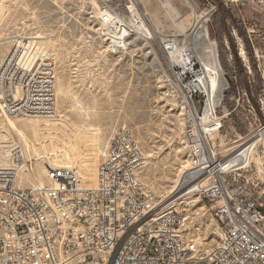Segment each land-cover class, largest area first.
<instances>
[{
  "label": "built area",
  "instance_id": "1",
  "mask_svg": "<svg viewBox=\"0 0 264 264\" xmlns=\"http://www.w3.org/2000/svg\"><path fill=\"white\" fill-rule=\"evenodd\" d=\"M101 1L98 21L111 53L127 50L131 31L152 38L137 26L138 15L130 26L107 0ZM251 1L264 8V0ZM128 2L134 16L136 0ZM253 31L248 29L254 48ZM241 42L239 37V54L251 75ZM54 45L52 37H17L0 65V119L55 116ZM255 56L259 61L257 49ZM218 66L227 91L219 60ZM216 77L215 90L221 81ZM196 83L192 80L189 95L184 93L186 143L196 164L164 196L143 188L139 173L145 158L126 126L110 139L91 187L81 184L75 169L44 163V180L21 188L20 175L37 177L40 159L22 142L0 138V264H264V85L257 96L252 91L257 104L239 87V117L248 126L230 144L224 118L238 107L223 113L220 106L211 108L210 95ZM206 89L211 93L210 82ZM229 128L236 131V124ZM257 134L262 141L251 143L248 151L241 148ZM186 190H196L200 200L209 198L208 211L219 226L212 248L186 231V217L177 209ZM158 211H165V220H158Z\"/></svg>",
  "mask_w": 264,
  "mask_h": 264
},
{
  "label": "rangeland",
  "instance_id": "2",
  "mask_svg": "<svg viewBox=\"0 0 264 264\" xmlns=\"http://www.w3.org/2000/svg\"><path fill=\"white\" fill-rule=\"evenodd\" d=\"M107 1L130 26L135 25V16L138 15L144 23L148 22L151 29L165 35L163 38L169 36L181 40L189 37L195 24L207 27L210 37L217 42L219 55L222 53L225 56L228 66V69L222 66L229 88L224 92L221 113L233 109L235 105L238 107L224 118L228 129L226 139L231 144L239 138V133L243 135L247 131L248 123L242 124L236 99L239 87H245L246 79L252 84L255 96L263 89L264 8L251 0H223L237 17L249 22L246 28L254 29L251 37L259 55L258 61L248 29L247 39L233 31V43L225 33L214 34L211 16L217 5L210 1L206 4L200 0H136L137 13L134 16H130L126 8L128 0ZM208 9H212L211 15L206 14ZM102 10L101 0H0V65L17 36L40 35L55 40V105L58 114V121L52 120L54 125L49 129L39 130L36 134L26 129L27 144L15 131L8 129H5L6 136L1 139L8 137L28 146L40 159L37 176H42L40 169L44 163L56 159L52 148H57L59 158L69 165L72 163L70 168L75 169L83 181L86 171L81 163H94L91 167L94 174L104 155L96 148L99 142L95 141L89 129L100 130V145L104 152L116 130L126 126L145 158L139 173L143 188L164 196L174 189L192 161L186 143L188 110H185L184 91L174 79L170 60L158 39H147L131 31L127 50L120 54L111 53L107 40L101 35L98 21ZM239 37L251 66V75L247 73L239 54ZM233 49L245 69L243 73L239 72ZM58 84L64 91L61 96L57 93ZM232 103L233 107L230 106ZM197 105L200 109L201 105ZM12 120L22 125H30L32 121L45 123V120L38 122L26 118ZM232 123L236 124V131L229 128ZM30 178L33 176L28 175L19 183L21 188L27 187ZM208 206L195 195L183 199L177 209L186 217V231L203 241L207 248H212L218 240L219 226Z\"/></svg>",
  "mask_w": 264,
  "mask_h": 264
},
{
  "label": "bare ground",
  "instance_id": "3",
  "mask_svg": "<svg viewBox=\"0 0 264 264\" xmlns=\"http://www.w3.org/2000/svg\"><path fill=\"white\" fill-rule=\"evenodd\" d=\"M143 20L140 24H137V26L139 25V27H141L142 30L145 33H148L152 38L158 39L159 43L161 44V46L164 49V52L168 58V61L170 60L169 62H170V66H171L172 71L177 76L180 83L183 84L181 87H182L184 93L189 95L188 87H190L189 85L191 84V81L194 80L197 82L196 84H198V87L200 88V90L202 92H208V94L210 95V98H211L210 99V101H211L210 106H211V108L220 106L223 102V99H224V95H225L224 92L226 91V83L223 81V79L221 77L222 72L220 71L219 66H218V60L220 62L218 45H217V42L210 37L208 28L205 26H202L201 23H197V24H195L193 29H191L192 30L191 33L190 34L187 33V34H189V37L188 36L185 38L183 37L184 39H181V40L174 37L173 39L167 40L166 44H163L164 43L163 42V40H164L163 36L161 34L157 33L156 31H154L153 29H151L148 25V22L145 21L146 23H144ZM120 22L122 24L123 20L117 18L116 23H120ZM147 28L149 29L150 32L148 31ZM13 37H11V39H13ZM17 37H20V36H17ZM38 37H42V36L38 35ZM217 74L219 75V79L221 81L218 83L219 85L215 90V87H216L215 82H217V77H216ZM208 82H210L212 85L211 93H209L210 91H208L206 89ZM57 91H58L57 93L59 96H61V94H63L62 92H64V91H63L61 84H58ZM188 103L190 106H196V103L191 102L190 100L188 101ZM186 116H187V123H188L189 111H187ZM57 117H58V114H57L56 105H55V116L53 118H37V119H35V120H38V122H39V120L40 121L42 120V122H43V120H45L44 124H42L41 122H40V124L34 123L32 121V123L30 125L29 124L22 125V124L16 123L14 120H12L11 117H7L5 119H0V138L6 136L5 134L7 132L5 133V129L6 130L8 129V130L15 131L20 136V138L26 142V129L27 130L29 129V132L36 134V133H38L39 130L40 131L42 129L46 130L48 127L52 126V124L54 125V123H51V121L52 120L54 121L55 119H57ZM57 121H58V119H57ZM54 129H55V127H54ZM54 129H52V130H54ZM89 131H90V133L94 134V136L96 138L95 141L98 140V142H99L98 144H96V148L100 152H102V154H104L105 151L103 152V148L100 145V139H101L100 130L99 129L95 130L93 128H90ZM46 133H48V131ZM259 136L260 135L257 134L249 143H244L241 148H245V151H248L251 143L254 144V143H258L259 141H262V138ZM26 144H27V142H26ZM56 149L52 148V151L54 152V154H56V156H55L56 159L54 161H50L49 164L52 166L70 167V165L72 163L69 165V163L61 160L59 158V155L57 154L58 150H56ZM37 150H38V148H37ZM44 150L47 151V149H44ZM188 150H189V147H188ZM189 154L192 158V161L190 160V166H194L196 164V157H195L193 152H189ZM97 156H96V158H97ZM94 162H95V159H94ZM85 163H86V161H85ZM81 164H82L81 165L82 168L86 171L85 177H84L83 181H81V184L85 185L87 187L95 186L96 185V176H97L96 174H97V172H95L94 174L91 173V167L94 163L92 165L83 164V163H81ZM45 173H46V167L42 166V168L40 169V174L42 176L38 175L37 177L30 178L29 184H33L36 180L42 182L44 180L43 175ZM20 176L21 177H20L19 183H21L23 181V179L28 176V173H22ZM24 181H26V180H24ZM27 183H28V181H27ZM195 195H197L196 190H186L184 199L189 198L191 196H195ZM201 199L203 201L207 202L209 205V198H201ZM158 220H165V211H158ZM212 234H217V233L212 232ZM205 239H208V238H205Z\"/></svg>",
  "mask_w": 264,
  "mask_h": 264
},
{
  "label": "trees",
  "instance_id": "4",
  "mask_svg": "<svg viewBox=\"0 0 264 264\" xmlns=\"http://www.w3.org/2000/svg\"><path fill=\"white\" fill-rule=\"evenodd\" d=\"M200 1L206 4L210 1L211 3L217 5V10L213 12L211 16V26L215 35L225 33L229 38L230 42L233 43L234 37L232 35V32L236 31L244 39H247L246 25H248L249 22L248 21L245 22L240 17H237V15L234 13L232 8L225 6L223 0H200ZM233 54L235 56L237 65L239 67L238 68L239 72L241 73L245 72V69L242 67V64L239 60V56L237 55V51H235V49H233ZM219 57L224 69L225 68L228 69L225 56L222 53H220ZM246 77L248 78L249 76L246 75ZM245 81L246 82L244 86L248 90L252 102L257 104L256 98L252 96V91H253L252 84L247 79ZM230 106L233 107V103Z\"/></svg>",
  "mask_w": 264,
  "mask_h": 264
}]
</instances>
